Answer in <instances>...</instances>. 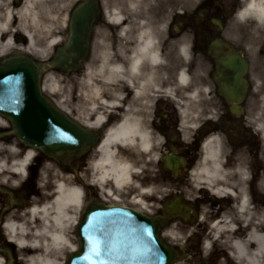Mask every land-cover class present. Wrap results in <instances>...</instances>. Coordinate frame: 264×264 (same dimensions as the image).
Masks as SVG:
<instances>
[{
	"label": "flooded vegetation",
	"instance_id": "obj_1",
	"mask_svg": "<svg viewBox=\"0 0 264 264\" xmlns=\"http://www.w3.org/2000/svg\"><path fill=\"white\" fill-rule=\"evenodd\" d=\"M80 1L83 0H75L73 6H69L70 2L61 0L59 4L61 9L58 10L60 17L65 16L67 19L72 7ZM125 1L123 0L125 13L117 10L126 17L125 22L134 19L150 23V28L154 29L153 49L158 54L156 62L147 60L136 73L131 72L133 35L137 30L134 28L126 37H122L120 33L122 25L116 26L107 20L106 13L111 11L103 7L105 0H96L99 19L93 26L94 38L93 42L90 39V54L80 64L78 72L65 73L67 113L82 126L96 132L98 141L112 126L127 117L136 120L142 128L147 129L153 139L157 138V142L153 143L154 150L162 146L166 152H175L180 156L182 155L179 151L184 150L190 160L186 164L189 165L188 172L192 173V176H188L192 180V219L187 223L179 220L177 222L191 228L192 231L181 229V235H187L186 240L177 243L171 240L175 231L167 224L163 231L166 240L178 249L182 255L180 260L188 264H246L235 253L233 242L239 240L245 243L248 251H252L258 242L250 237L251 233L257 235L264 233V149L258 127L248 121L250 114L243 106L251 90L249 82L251 57L247 48L230 46L220 34L228 21L237 20L240 23L246 21V26L242 24L239 32L244 34L247 27L254 26L255 37L259 42L257 57L264 60V20L256 22L252 16L237 17L247 0H200L197 10L199 18L209 21L218 31L212 33L213 29L210 28L211 38L200 52L205 56L208 65V74L205 76L208 84L204 87L202 79L197 77L195 72V56L199 54V48L196 47L195 41L192 42V26L188 28L191 34L185 35L181 30V21L184 23L185 20H182L184 17L181 16L180 0H140L138 6H141V9L136 8L135 12H132L138 15H130L134 7L131 10ZM190 21L192 22V19ZM104 22L110 23L112 28L109 31L110 48L105 51L104 41L99 32ZM55 33L60 34V44L65 46L69 37L67 22L55 27ZM184 40H188L189 43H182ZM26 44L25 38H15L14 45L1 53L0 59L4 55L16 53L33 55ZM183 46L188 49L186 59L182 58L180 53ZM105 53H108L107 65H118L119 72H108L106 66L102 67L106 61ZM230 55H237L248 65L246 73L242 76L245 90L242 89L238 95L233 96H229L221 88V83L225 82L228 92L233 83L222 78V71L218 65L221 56L228 58ZM182 59L185 65H182ZM90 66L95 69L91 86L85 79L86 70ZM182 70L187 74V83L183 86L180 83ZM76 74L78 84H74ZM90 90H97L96 99L110 104L108 108L96 104L103 113L101 124L94 123L92 112L82 110L75 115V112L68 108L70 104L77 102L75 99H78V104L82 108L87 107L89 102L86 97ZM194 90L196 95L203 91L208 99L215 98V101L209 105L207 102L208 109L204 112L203 119L192 129L190 143L183 146L180 102L183 98H188ZM207 141H214L220 154V175L211 183L206 182L201 174L203 146ZM139 158L141 161L144 160L142 157ZM158 162L163 165L162 160ZM48 164L55 166L58 176L47 171ZM164 170L169 179L178 185L180 171L175 174L165 168ZM69 171L77 173L78 182L84 193L83 202L98 198L106 203L118 199L122 203L131 204L136 195L130 190L117 191L110 184L104 188L93 186L85 160L76 163L72 160L71 164L62 166L37 156L26 180L16 190L8 189L9 184L0 182L2 187L0 264H26L25 256L28 255V251H18L4 230L5 223L8 219L16 223H27V212L30 208L43 205L50 200L53 193L52 187L49 190H42L41 186L47 188L59 176H69ZM143 184H146V181H139L140 186ZM168 191L161 198L158 211L167 202L169 195L178 190L169 188ZM214 226L220 227L222 232H216ZM256 259L258 264H264V254L257 255Z\"/></svg>",
	"mask_w": 264,
	"mask_h": 264
},
{
	"label": "bare ground",
	"instance_id": "obj_2",
	"mask_svg": "<svg viewBox=\"0 0 264 264\" xmlns=\"http://www.w3.org/2000/svg\"><path fill=\"white\" fill-rule=\"evenodd\" d=\"M60 1L20 0L19 3V0H0V54L12 47L14 39L17 37L25 38L26 47L38 57L51 53L53 47L60 41V36L55 33L56 21L66 22L65 16L63 18L57 16L58 10L61 9ZM66 1L69 3L72 0ZM125 2L132 9L139 5L140 0H126ZM106 15L111 24L122 25L120 28L122 37H126L134 28L136 29L137 25L139 26L133 35L134 47L130 61L132 73H136L147 60L156 62L158 54L153 49L155 45L154 29L145 22L134 19L125 22L126 17L117 10L106 13ZM246 16H252L256 22H262L264 20V0H247L237 14L238 18ZM187 52V47H181L180 53L183 57H188ZM105 57L106 61L103 62L102 67L106 66L108 72H119L118 65H107L108 53H105ZM85 79L90 80L88 82L92 84L93 71L87 70ZM49 80H52V76L50 73H46L43 88L52 89V84L47 85ZM180 83L181 85L187 83V75L184 71L180 72ZM93 92L97 95V90H90L89 94ZM189 97L192 101L195 100V90ZM96 103L103 108L110 106L108 102L100 99H97ZM92 108L94 123L96 125L101 124L103 121L102 113L96 109V104ZM181 114L183 120L189 117L188 106L181 111ZM0 123L6 124L1 118ZM194 126V123L187 124L186 120L183 121V127L186 129H192ZM257 126L264 149V123L261 122ZM156 142L157 138L153 139L151 133L142 128L136 120L124 117L120 124L108 130L101 143L95 148L94 157L88 164L91 182L101 188L111 184L117 189H134L138 195L134 196L133 201L145 209L144 202L139 198V195L149 194L151 190L140 188L139 184L134 181V177L139 176L142 171L141 166L136 165L130 159V155L143 152L147 157L149 156L148 160L155 161L158 159V154L153 152L155 148L153 143ZM3 148L4 144L0 142V151ZM10 150H12L13 157L9 164L0 163V172L3 173L5 169L10 174L6 178L0 176V181L6 183L10 181L12 185H18L26 177L28 165L36 153L33 149H26L19 156L15 148L11 147ZM219 158V149L215 142L207 141L203 146L201 174L208 183L213 182L220 175ZM46 168L54 176H58L54 166L48 164ZM54 189L50 200L41 206L30 208L27 212V223H16L9 219L5 223L6 234L15 243L18 251H28V255L25 256L26 264H62L60 261H63V251L71 252L76 249L71 233H73L72 227L78 218L84 196L83 190L70 176H59V179L54 183ZM77 190L81 193L79 196H77ZM214 228L216 232H222L220 227L214 226ZM250 237L258 242L257 247L252 251H248L245 243L239 240L233 242V248L238 258L246 264H258L257 255L264 254V233L257 235L253 232Z\"/></svg>",
	"mask_w": 264,
	"mask_h": 264
},
{
	"label": "water",
	"instance_id": "obj_3",
	"mask_svg": "<svg viewBox=\"0 0 264 264\" xmlns=\"http://www.w3.org/2000/svg\"><path fill=\"white\" fill-rule=\"evenodd\" d=\"M96 19L94 0L80 3L69 20V44L56 48L50 65L24 54L0 61V115L11 124V133L24 145L63 163L88 150L96 135L56 108L42 93L41 78L49 67L62 71L78 68L87 55L88 37ZM220 65L226 73L223 78L233 83L227 92L223 82V91L229 96L238 95L244 88L242 74L246 64L231 55L222 59ZM165 160L171 170L183 162L175 156H166ZM184 211L187 207L179 197L155 218L131 208L90 201L75 227L79 248L67 257L66 264H172L177 253L164 242L159 231L169 216Z\"/></svg>",
	"mask_w": 264,
	"mask_h": 264
},
{
	"label": "rangeland",
	"instance_id": "obj_4",
	"mask_svg": "<svg viewBox=\"0 0 264 264\" xmlns=\"http://www.w3.org/2000/svg\"><path fill=\"white\" fill-rule=\"evenodd\" d=\"M70 2H73L70 1ZM124 6L125 3L123 0H105L103 7L108 10L112 11L114 9L119 10L121 13L124 12ZM200 6V0H180V10H181V16L184 17L185 20L184 23L181 21V30L182 33L185 32V35L187 33L191 34V31L188 30L190 26H192V42H196V47L199 48V54L196 55V64H195V72L197 74V77L201 78L203 86L206 87L208 83L205 81V76L208 74V65H207V60L205 59V56L200 54V52L203 51V48L205 45H207L209 39L211 38V34H209L210 28L213 29L212 33L218 32L216 28L212 27L210 22H206L204 20H201L198 16L197 10H199ZM140 10L141 6L134 7L132 11H130V15L132 12H135V10ZM132 15H138L137 13H133ZM57 16L59 17V13H57ZM145 20L144 18H140ZM192 19V22L190 21ZM57 23L55 24V27L59 26L61 24V21H56ZM150 27V23H146ZM244 24L246 26L247 22L244 21L243 23L238 22L237 20H231L228 21L225 24L224 30L221 32V36L227 44L230 46L238 47V48H247V52L251 57V71L249 74V82L251 85V90L246 97V100L243 102L244 109L250 114V121L252 125L257 126V124L263 122L264 123V60H261L260 58L257 57V52H258V38L255 37V32H254V26L247 27V30L244 34H240V26ZM146 25V26H147ZM102 29L99 30L101 32V36L103 39V45H104V51L108 50L110 48L109 46V31L112 30L110 27V23H105L103 26H101ZM148 27V26H147ZM139 28V26H136V30ZM94 38V36H93ZM92 38V42H93ZM182 43L187 44L189 43L188 40H184ZM93 53V50H92ZM37 57V56H36ZM49 55L45 54L41 58H48ZM40 59V57H37ZM182 65H185L183 62V59L181 61ZM90 70L93 71L95 74V69L90 66ZM47 73H50L52 76V80H49L47 82V85L52 84L53 87L52 89L48 88H43V92L45 95L50 97L54 103L61 109H65L67 105V100L68 97L66 95V88H65V83L66 80L64 78V74H62L59 71L52 70ZM46 75V74H45ZM75 80L74 84H78V75H75ZM80 77V76H79ZM44 82V78H43ZM42 82V86H43ZM90 84V83H88ZM46 86V85H45ZM51 86V85H50ZM91 88V87H88ZM202 90V88H199ZM96 93L93 92L91 94L87 95V101L88 106L85 108H82L80 104H78V99H75L77 102H74L68 106V108L71 111L75 112V115H78L79 111H86V112H92L93 106L96 104L95 99ZM183 105H181V110H184L188 106V113L189 117L185 120L187 121V124H197L199 121L203 119L204 112L208 109L207 108V102L208 105L210 102L215 101L214 99H208L206 97V93L203 91H200L199 95H196V98L194 101L189 98H183ZM1 124V128L3 130H7L8 127L5 124ZM181 142L183 146H188V144L191 141L192 137V129L190 128H184L181 126ZM258 132V131H257ZM259 133V132H258ZM259 135V134H258ZM1 142L4 144V148L0 151V163H6L9 164L11 161L13 154L12 150L10 148H15L17 150L18 154L21 152V143L14 137V136H7L6 138H3ZM155 153H160L161 155L164 154L166 151L165 149L161 146L160 149H156L153 151ZM181 152L180 154L186 158V164L190 162L189 156L186 155L184 150L179 151ZM187 152V150H186ZM144 159L143 161H138V155ZM135 153L131 154V160L135 162L136 164L140 163L142 165V170L143 172L139 177H135L136 180L143 182L146 181V184H143L142 187L145 189H150L151 192L149 194H141L139 197L142 199L144 202L145 209H141L139 205L133 204V207L143 211V212H148L150 215H155L158 211V206L161 202V198L167 194L169 191L168 189H177L180 194L183 196V198L188 202V204L192 205V181L191 178H188V176H191L190 173L188 172L189 165H186L185 169L181 171V177L179 180V184L176 185L173 183L172 180L169 179L167 173L165 172L163 165H161L158 161H152V160H147V155L143 152L140 153ZM86 160L90 161L94 157V150L87 153L86 155L83 156ZM149 159V158H148ZM80 159L76 161H80ZM147 160V161H145ZM145 161V162H144ZM5 164V165H6ZM10 172L8 170H3V173L0 172V176L6 178ZM159 175V176H157ZM18 183V181H17ZM12 184V182H11ZM132 193H136L134 189L130 190ZM172 230H174V238L172 239L174 242L177 243H183L186 240L187 235H181V229H187V232L192 231L191 228L187 226H182L181 223H175L172 227ZM74 241L75 245L77 246V240L74 235ZM69 254V251L64 250L62 253L63 261L62 264L65 262L66 255ZM179 264H188V262H178ZM177 263V264H178Z\"/></svg>",
	"mask_w": 264,
	"mask_h": 264
},
{
	"label": "snow or ice",
	"instance_id": "obj_5",
	"mask_svg": "<svg viewBox=\"0 0 264 264\" xmlns=\"http://www.w3.org/2000/svg\"><path fill=\"white\" fill-rule=\"evenodd\" d=\"M84 135H87V132L86 131L84 132ZM95 243L96 242H94V248H93L94 251L96 250Z\"/></svg>",
	"mask_w": 264,
	"mask_h": 264
},
{
	"label": "clouds",
	"instance_id": "obj_6",
	"mask_svg": "<svg viewBox=\"0 0 264 264\" xmlns=\"http://www.w3.org/2000/svg\"><path fill=\"white\" fill-rule=\"evenodd\" d=\"M15 183V182H14ZM81 193L79 192V190H77V196H79Z\"/></svg>",
	"mask_w": 264,
	"mask_h": 264
}]
</instances>
